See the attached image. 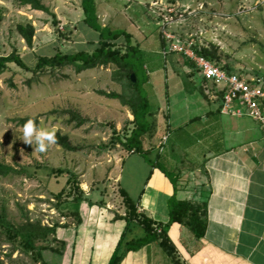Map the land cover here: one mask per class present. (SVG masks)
<instances>
[{"label":"rangeland","instance_id":"374dc122","mask_svg":"<svg viewBox=\"0 0 264 264\" xmlns=\"http://www.w3.org/2000/svg\"><path fill=\"white\" fill-rule=\"evenodd\" d=\"M42 1L54 14L0 0L1 55L17 51L33 67L40 55L96 47L98 35L83 21L82 0ZM97 4L102 23L125 28L145 52L152 83L150 98L152 105L159 107L155 115L158 127L147 135L146 147L161 150L166 135L161 161L167 171L174 174L195 166L221 146L220 121L224 118L214 117V124L208 125L216 136L204 134L210 104L198 84L205 90L207 82L179 48L192 42L194 47L215 49L222 66L264 77V0H97ZM21 22L35 25L32 46L17 29ZM9 66L0 75V158L23 170L0 176V207L7 209L16 224L29 217L57 226L55 235L38 242L47 247L43 251L47 264H108L126 224L118 218L126 213L121 187L137 199L149 174L148 163L133 161L142 154L127 157L131 152L114 142V128L123 135L133 115L119 99L102 91L122 92L123 83L114 78L113 65L81 72L67 66L41 75L16 62ZM68 108L77 109L88 121L76 126V121H69L70 113L64 111ZM27 116H37V124L48 130L68 133L82 149L70 151L54 143L43 152L34 150L20 138L25 123L21 118ZM156 154L153 151L150 156L155 158ZM58 167L72 169L84 189L86 198L75 205L81 222L71 208L58 204L56 194L71 187L69 173L59 174L54 170ZM193 176L189 179L200 186ZM178 196L183 197L182 192ZM63 198L72 197L64 194ZM144 233L143 227L134 225L128 238ZM151 246L145 247L150 250ZM12 247L0 236L2 264H46L34 262L21 249L8 257ZM129 253L140 255V259L143 256L133 251L125 258ZM157 256L147 257L148 263L176 264L169 255L159 263Z\"/></svg>","mask_w":264,"mask_h":264},{"label":"trees","instance_id":"16d2710c","mask_svg":"<svg viewBox=\"0 0 264 264\" xmlns=\"http://www.w3.org/2000/svg\"><path fill=\"white\" fill-rule=\"evenodd\" d=\"M12 1L54 14L51 8L42 0ZM82 8L84 13L83 21L95 30L98 35V44L93 50L82 49L76 52L57 51L53 55H40L33 67L17 51H13L8 55L0 54V75L9 69L10 62H16L19 66L33 71L37 75L67 66H73L78 72L102 65H113L115 67L114 78L123 83V91L107 92L103 90L102 93L119 99L124 106L128 107L133 115V119L128 120V125L124 128L123 135L114 128L116 132L114 142L121 143L129 152L142 154L151 165L161 168L172 179L175 191L168 200L170 218L164 223L140 211L138 202L129 195L125 188L121 187L126 205V213L118 215V218L124 219L126 224L108 264H122L128 252L137 251L152 242H157L174 263L184 264L176 245L169 235V229L173 223H181L190 229L194 241L199 243L207 230V203L206 201L196 203L190 199L180 198L178 196L180 172L172 174L167 171L161 161L162 151L155 149V146L148 148L145 145L147 135L155 132L158 127L155 115L159 107L156 108L152 105L150 98L152 94L150 72L145 59V52L141 48V45L133 42V35L125 28L112 27L111 25L102 23L98 13L97 0H82ZM17 29L28 45L32 46L36 33L35 25L32 22H21L17 25ZM161 46L162 49L166 47L164 38H162ZM195 50L197 53L219 63V56L215 49L195 46ZM187 62L199 72L193 61L187 59ZM223 67L229 71H234L228 65H223ZM133 73L136 75V81L132 79ZM203 80L205 79L203 78ZM30 81L31 79L28 80V83ZM202 85V83H199L198 88L203 95H206L207 93ZM64 111L70 113L69 121H76L75 125L78 127L88 121L77 109L68 108ZM29 118H33L36 123L38 122L37 116L23 117L21 121L25 122ZM167 118L169 119V116ZM55 136V144L60 145L66 150L79 151L82 149V146L72 142L68 133L64 134L61 131H57L55 132ZM153 151L157 152L155 158L150 156ZM22 170H18L0 158V176L16 174ZM54 170L59 174L65 171L68 172V183L71 184L69 191L63 189L56 194V197L59 199L58 204L64 206L66 209L71 208L70 211L81 222L82 218L75 205L86 197L77 174L70 168L58 167ZM64 194L72 198H63ZM134 225L143 227L145 233L141 236L128 238V233ZM56 233L57 226H46L40 220L32 221L29 217H26V221L16 224L10 219L7 209L0 207V236L13 246L12 251L7 254L10 258H12V254L16 249H21L28 253L34 262L44 261L47 264L43 253L47 247L45 245H38V242L46 241L51 235H55ZM2 263L0 260V264Z\"/></svg>","mask_w":264,"mask_h":264},{"label":"crops","instance_id":"0c3cea01","mask_svg":"<svg viewBox=\"0 0 264 264\" xmlns=\"http://www.w3.org/2000/svg\"><path fill=\"white\" fill-rule=\"evenodd\" d=\"M203 96L210 104L204 134L207 136L212 132L208 125L214 124V117L224 118L220 121L221 146L209 156L204 155L195 166L180 172L178 193L182 192V199L196 203L206 201L207 230L196 243L190 229L176 222L171 225L169 235L184 264H264L262 127L249 116L223 113L221 100H213L208 94ZM211 136L216 134L212 132ZM136 154L131 152L127 157ZM133 161L149 165L148 177L135 199L139 210L157 221L167 222L170 218L168 200L175 191L172 179L144 156ZM190 174H194L193 179L197 177L196 183L200 186L189 179ZM118 179L121 182V173ZM151 244L150 250L144 246L134 251L143 253L141 259L140 255L129 253L122 264H149L147 257L151 255H158L160 263L168 254L157 242Z\"/></svg>","mask_w":264,"mask_h":264},{"label":"built area","instance_id":"2783aa9c","mask_svg":"<svg viewBox=\"0 0 264 264\" xmlns=\"http://www.w3.org/2000/svg\"><path fill=\"white\" fill-rule=\"evenodd\" d=\"M184 47L179 50L195 63L207 82L205 90L210 98L221 100V111L252 117L260 123L264 137V77L229 71L217 61L197 53L192 42ZM164 139H167L166 135ZM164 139L160 143L161 150L164 149Z\"/></svg>","mask_w":264,"mask_h":264},{"label":"clouds","instance_id":"9594fccd","mask_svg":"<svg viewBox=\"0 0 264 264\" xmlns=\"http://www.w3.org/2000/svg\"><path fill=\"white\" fill-rule=\"evenodd\" d=\"M20 138L34 146V150L43 152L56 142L55 130L39 126L33 118H29L22 126Z\"/></svg>","mask_w":264,"mask_h":264},{"label":"water","instance_id":"95a60500","mask_svg":"<svg viewBox=\"0 0 264 264\" xmlns=\"http://www.w3.org/2000/svg\"><path fill=\"white\" fill-rule=\"evenodd\" d=\"M132 79L136 81V75L134 73L132 74Z\"/></svg>","mask_w":264,"mask_h":264}]
</instances>
